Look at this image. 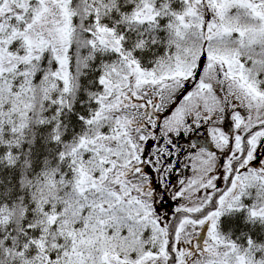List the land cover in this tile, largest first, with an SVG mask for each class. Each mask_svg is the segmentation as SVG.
<instances>
[{
    "label": "snow or ice",
    "instance_id": "6c2138e0",
    "mask_svg": "<svg viewBox=\"0 0 264 264\" xmlns=\"http://www.w3.org/2000/svg\"><path fill=\"white\" fill-rule=\"evenodd\" d=\"M0 264H264V0H0Z\"/></svg>",
    "mask_w": 264,
    "mask_h": 264
},
{
    "label": "flooded vegetation",
    "instance_id": "af4514ba",
    "mask_svg": "<svg viewBox=\"0 0 264 264\" xmlns=\"http://www.w3.org/2000/svg\"><path fill=\"white\" fill-rule=\"evenodd\" d=\"M203 134L201 133V136H202ZM200 142H203L202 140L200 141Z\"/></svg>",
    "mask_w": 264,
    "mask_h": 264
}]
</instances>
